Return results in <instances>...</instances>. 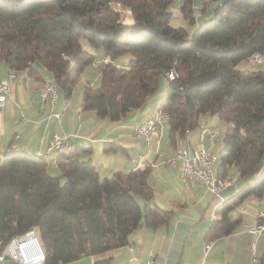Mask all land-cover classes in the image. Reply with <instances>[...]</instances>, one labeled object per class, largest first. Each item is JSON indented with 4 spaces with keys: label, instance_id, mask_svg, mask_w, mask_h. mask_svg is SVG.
<instances>
[{
    "label": "trees",
    "instance_id": "obj_1",
    "mask_svg": "<svg viewBox=\"0 0 264 264\" xmlns=\"http://www.w3.org/2000/svg\"><path fill=\"white\" fill-rule=\"evenodd\" d=\"M217 1L212 16L189 36L170 24L173 0H0V62L9 70L47 72L69 97L95 57L109 56L114 63L99 67L100 85L82 88L84 110L118 121L145 107L164 77L159 109L169 115L173 140L197 129L205 114L228 123L217 176L228 177L233 167L249 183L222 206L208 239L236 229L240 216L233 211L243 199H264V169L256 174L264 162V72L236 68L264 54V0ZM123 10L131 24L123 22ZM179 10L193 23L192 0H182ZM123 55L127 63L117 64ZM49 167L43 156L22 151L0 157V253L11 237L34 230L44 264L68 263L127 245L142 218L152 227L167 218L136 200L151 196L146 167L100 178L76 153L58 157L59 175Z\"/></svg>",
    "mask_w": 264,
    "mask_h": 264
},
{
    "label": "crops",
    "instance_id": "obj_2",
    "mask_svg": "<svg viewBox=\"0 0 264 264\" xmlns=\"http://www.w3.org/2000/svg\"><path fill=\"white\" fill-rule=\"evenodd\" d=\"M179 1L180 7L182 0ZM199 1L202 7L197 6ZM210 1L192 0L197 19L203 15ZM214 2L219 3L217 0ZM8 70V66L0 62V80ZM15 74L5 105L0 109V157L7 151H22L43 156L54 167L52 161L61 154L55 150L47 152L53 133L66 134L71 145L68 153H76L82 161L89 160L100 178L110 177L117 171H132L143 156L151 196L145 199L137 195L136 200L141 197L142 204L137 201L141 206L156 207L167 213L165 222L158 226L143 222L131 233L125 246L63 264H138L148 258L150 251L155 254V264H250L253 255L264 260V232L249 231L257 224V214L264 211V199L253 196L243 199L234 209L233 214L240 216L236 229L227 236L212 239V249L202 258L203 243L208 239L212 221L219 216L222 206L218 207V199L202 185L184 186L179 180V166L168 164L183 140V136L175 140L170 137L169 123L164 126L158 143L153 142L150 146L131 130L133 123L153 118L160 101L155 108L147 103L143 108L130 111L126 117L111 121L96 116L92 110H84L81 98L74 99L71 94L69 97L59 95L54 105L48 101L41 103L40 90L50 78L47 72L33 74L24 70ZM51 111L59 113L60 118H48ZM201 126L210 127L199 121V127L190 130L189 145L210 148L214 142L211 143L206 135L201 140ZM210 128L219 132L215 127ZM93 147L97 156L90 159L88 155ZM110 147L118 149L112 151ZM79 151L83 153L79 154ZM234 183L222 195L227 201L234 198L249 180Z\"/></svg>",
    "mask_w": 264,
    "mask_h": 264
},
{
    "label": "built area",
    "instance_id": "obj_3",
    "mask_svg": "<svg viewBox=\"0 0 264 264\" xmlns=\"http://www.w3.org/2000/svg\"><path fill=\"white\" fill-rule=\"evenodd\" d=\"M251 61L264 60V54L254 53L251 56ZM114 63L109 56L95 57L91 66L99 68L103 64ZM170 80L174 79L175 74L170 71L166 73ZM16 76L11 73L0 80V109L5 105L7 95L10 92L11 84ZM58 98V89L55 81H50L49 86H42L40 90L41 103L48 101L51 105L56 104ZM60 118V114L51 111L48 118ZM169 123V115L164 112L161 121H154L151 117H147L141 121L133 123L131 130L136 137L142 139L146 145H151L153 142L159 141L162 136L164 126ZM200 138L206 135L211 143L215 142L219 136V132L207 126H201L199 129ZM190 130L185 129L184 139L181 145L177 148L175 155L168 163L171 166H179V180L189 188L197 185H202L204 189L214 198L218 199V207L224 206L227 201L222 195L223 193L235 185L234 181L229 177H223L222 180H214V161L215 153L208 147L199 145L191 147ZM68 148L71 145L68 141V136L64 133H53L47 144V152L55 150L60 154H68ZM56 165L57 159L52 161ZM143 156H141L135 163L133 170L143 169ZM213 215L215 213H212ZM250 232L261 234L264 232V211L257 214V224L249 228ZM213 246V240L207 239L203 243L202 258L204 259ZM45 254L39 238L34 230H29L22 235H16L10 238L2 252L0 253V263L12 261L16 264H44ZM138 264H155V254L150 251L148 258ZM250 264H264V260L257 255H253Z\"/></svg>",
    "mask_w": 264,
    "mask_h": 264
},
{
    "label": "rangeland",
    "instance_id": "obj_4",
    "mask_svg": "<svg viewBox=\"0 0 264 264\" xmlns=\"http://www.w3.org/2000/svg\"><path fill=\"white\" fill-rule=\"evenodd\" d=\"M179 4H180L179 0H173V2L171 4L170 9H171L172 16H171L170 24L173 27L183 28L186 31L187 35L190 36L195 31V29L197 28V26L199 24H201L204 21H207L212 16L213 10H214L213 7L217 6L219 3L216 4V2H214V0L210 1L208 6L206 7V10L203 13V15L201 14L200 16H198L199 19H197V17L195 16L196 13L194 12L193 15L195 16L194 17L195 20L193 21V23L190 22V19H186L182 16V14L180 13V10H179ZM197 6L202 7L203 4L199 1ZM123 12H124L123 22L126 24H131L133 22V19H132V16H131L129 10H123ZM83 46L86 50L95 54L94 50L90 48V46L87 44V42L83 41ZM97 55H99V54L96 53V56ZM128 57H129L128 55H123V56L119 57L118 59H116L115 62L117 64L122 65V64L126 63V61L128 60ZM236 68L239 70L263 71L264 72V63H262L258 60H255V61L243 60L237 64ZM44 74H46V73H43V75ZM87 83L92 85V87H94V88H97L100 85V68H93L91 65H89L84 69V71L81 73L80 80L77 82V84L72 89L71 95H73L74 99L81 98L82 88ZM166 88H167V81L164 77H161L158 81L156 91L151 96H149V98L147 100V103L150 104L152 106V108H155V105L158 103V101H160L162 99V97L164 96V94L166 92ZM59 95H60V97L65 96L63 91H61L60 89H58V96ZM200 121L201 122L203 121L208 126L215 127L219 130L220 136L218 137V139L213 144L210 145L212 152L218 154L222 148V138H223V134L225 132V129L228 126V123L226 121H224L223 119L217 117V116H211L209 114L202 115L200 117ZM165 139L166 138H164V143H165ZM94 148L95 147H93L92 152L88 155V158H90V159L97 156V152L95 151ZM78 153L82 154L83 152L79 151ZM263 169H264V162L261 163L260 171ZM49 173L52 175H59V169L55 166L54 167L50 166ZM236 174L237 173H236L235 168L231 167L229 169V178H231L232 180L237 181L239 183L242 180H240L238 178V175H236ZM228 191L229 190H227L223 194L227 193ZM137 201L142 204L141 197H137Z\"/></svg>",
    "mask_w": 264,
    "mask_h": 264
},
{
    "label": "bare ground",
    "instance_id": "obj_5",
    "mask_svg": "<svg viewBox=\"0 0 264 264\" xmlns=\"http://www.w3.org/2000/svg\"><path fill=\"white\" fill-rule=\"evenodd\" d=\"M249 60H251V57L249 58ZM262 63H264V60H258ZM8 73H11L12 75L16 76L15 72L12 70H9ZM52 81V80H50ZM44 86H49V80L44 84ZM164 110L158 109L157 112L155 113L154 117L151 118L154 121H161L163 118V114H164ZM69 149V148H68ZM218 163V155L215 154V161H214V170H216V165ZM214 180H222V178H220L219 176H217V173L214 172Z\"/></svg>",
    "mask_w": 264,
    "mask_h": 264
},
{
    "label": "water",
    "instance_id": "obj_6",
    "mask_svg": "<svg viewBox=\"0 0 264 264\" xmlns=\"http://www.w3.org/2000/svg\"><path fill=\"white\" fill-rule=\"evenodd\" d=\"M260 167H261V164L256 168V174H259L260 172ZM144 222V218H142L139 222V226H141Z\"/></svg>",
    "mask_w": 264,
    "mask_h": 264
}]
</instances>
